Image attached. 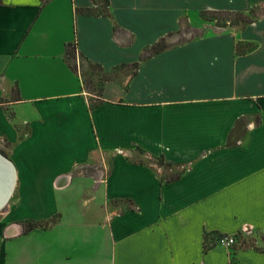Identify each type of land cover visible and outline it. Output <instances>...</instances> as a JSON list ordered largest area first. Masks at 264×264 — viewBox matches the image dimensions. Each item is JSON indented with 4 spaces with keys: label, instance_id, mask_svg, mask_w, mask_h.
<instances>
[{
    "label": "crops",
    "instance_id": "0c3cea01",
    "mask_svg": "<svg viewBox=\"0 0 264 264\" xmlns=\"http://www.w3.org/2000/svg\"><path fill=\"white\" fill-rule=\"evenodd\" d=\"M99 5L0 0V154L15 172L0 264H264V14L242 28L200 15L264 0ZM66 46L135 70L98 96ZM210 231L240 235L204 250Z\"/></svg>",
    "mask_w": 264,
    "mask_h": 264
},
{
    "label": "rangeland",
    "instance_id": "374dc122",
    "mask_svg": "<svg viewBox=\"0 0 264 264\" xmlns=\"http://www.w3.org/2000/svg\"><path fill=\"white\" fill-rule=\"evenodd\" d=\"M99 1H100L101 5L96 7V9L101 11V10L105 9L104 3L106 2V0H99ZM236 12L237 11L212 10V11H207L205 14L200 13V15H201V19L207 22L206 23L207 26H209L208 23H211L213 25L215 24L218 26H224L225 25V26H236L238 28L245 27L248 23L244 24V18L242 17L241 14H239L238 12L236 13ZM245 14H247L248 18H250L251 20H255L257 17L259 18L261 15L264 14V9L262 7H255V8L253 7L248 12H246ZM195 28H197V27L192 28L193 32H192L191 37H195L196 35H198V33H196L197 30H195ZM173 37H174V35H173ZM170 40H171L170 38L161 37L153 45L148 46L149 48H147L148 50L145 51L144 54L151 52V49L153 51L161 49L165 45L164 42H166V41L170 42ZM174 40H176V41H174L175 42L174 44H177V43H181V42L185 41L186 38H183L181 40L174 38ZM166 45H167V43H166ZM241 45L242 46H240V48L242 50L247 48L246 45H243V44H241ZM67 56H68V62L73 67L77 68V63H78V66L80 65V72H81V75L83 77V80L85 81V84L87 85V87L89 89H91V91H94L96 94L99 93V91L101 90L104 83H106L107 81H109L111 79H114L116 76H118L120 74V72H122V71L134 72V70H135V67L132 65H128V66L118 65V66H114V67L109 68V69H105L99 63H92V62L84 59L80 55H78L76 53L74 47H72V46H70V48H68ZM76 60H78V61H76ZM143 155H144L143 152L138 151V152L134 153L133 158L143 160V159H145V156H143ZM156 159L159 163L161 162L160 158L158 156L156 157ZM177 171H180V170H177ZM115 205L120 206V207H124L126 204L125 203H117ZM112 207H113V205H112Z\"/></svg>",
    "mask_w": 264,
    "mask_h": 264
},
{
    "label": "trees",
    "instance_id": "16d2710c",
    "mask_svg": "<svg viewBox=\"0 0 264 264\" xmlns=\"http://www.w3.org/2000/svg\"><path fill=\"white\" fill-rule=\"evenodd\" d=\"M80 12L82 13H86V14H89V13H92V9L90 8H84V9H80L79 10ZM207 11H212V10H202L201 13L202 14H205ZM239 14L242 15V17L244 18V24L246 23H250L252 20L250 18H248V15L245 14L244 12H241V11H237ZM236 12V13H237ZM203 16V15H202ZM70 45V44H68ZM240 46H242L241 44H236V52L237 53H240L242 51H245L244 49L242 50L240 48ZM255 46V44H251L249 45V48L248 49H252L253 47ZM66 54H68V46H66ZM121 65H124L123 63ZM133 65H136V63H133ZM100 92L101 90L99 91V93H97V95L99 96L100 95ZM96 105V102H90V106L93 107ZM160 158V161L163 163V158L162 157H159ZM121 201H124V200H121ZM49 224V221H33V220H28V221H25L24 222V228H23V231L24 232H27L35 227H43V226H46ZM224 233H220L218 231H210V232H205L204 233V237H203V249L204 250H207L209 249L210 247L214 246L217 244L216 240L219 236L223 235ZM238 234L236 235V238H237Z\"/></svg>",
    "mask_w": 264,
    "mask_h": 264
},
{
    "label": "water",
    "instance_id": "95a60500",
    "mask_svg": "<svg viewBox=\"0 0 264 264\" xmlns=\"http://www.w3.org/2000/svg\"><path fill=\"white\" fill-rule=\"evenodd\" d=\"M9 168L13 171L12 177L8 176L7 174L4 173ZM14 178H15V172H14L13 165L11 164V162L9 160H7L5 157H3L0 154V180H1V183H0V197H2V200L4 201L0 205V208L7 201V197L9 195V192H10L11 188H12V185H13V182H14Z\"/></svg>",
    "mask_w": 264,
    "mask_h": 264
},
{
    "label": "built area",
    "instance_id": "2783aa9c",
    "mask_svg": "<svg viewBox=\"0 0 264 264\" xmlns=\"http://www.w3.org/2000/svg\"><path fill=\"white\" fill-rule=\"evenodd\" d=\"M251 229L249 226L245 227L243 226L240 230L241 234H248L251 232ZM240 235L239 233H235V234H223L221 236H219L216 240L217 244H221V245H226V246H230L232 244L235 243L236 240V235Z\"/></svg>",
    "mask_w": 264,
    "mask_h": 264
},
{
    "label": "bare ground",
    "instance_id": "6f19581e",
    "mask_svg": "<svg viewBox=\"0 0 264 264\" xmlns=\"http://www.w3.org/2000/svg\"><path fill=\"white\" fill-rule=\"evenodd\" d=\"M4 173L7 174L8 176H11V177H12L13 171L9 168V169H7ZM0 183H1V180H0ZM3 202H4V201L2 200V197H0V205H1Z\"/></svg>",
    "mask_w": 264,
    "mask_h": 264
}]
</instances>
